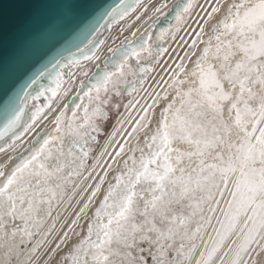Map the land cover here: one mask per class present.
<instances>
[{
  "label": "snow or ice",
  "instance_id": "1",
  "mask_svg": "<svg viewBox=\"0 0 264 264\" xmlns=\"http://www.w3.org/2000/svg\"><path fill=\"white\" fill-rule=\"evenodd\" d=\"M140 3L134 0L107 15L118 13L124 19ZM193 6L194 0L178 6L176 27L162 31L157 40L169 32L175 39ZM167 7L162 4L155 11ZM205 14L203 23L197 21L199 30L193 29L196 39L186 42L190 51L179 57L182 62L175 65L167 83L171 93L153 92L151 103L124 105L140 106L142 114L133 118L131 132H125L138 140L137 145L126 152L129 141L117 142L119 151L105 149L87 169L91 145L103 135L101 124L109 117V100L119 97L123 82L135 75L129 61L139 65L142 56L159 57L167 51L149 47L150 35L135 46L129 41L123 50H112L113 55L120 52L115 71H105L83 93L76 106L82 111L73 110L67 129L61 113L52 134L31 155L20 159L10 174L0 171V264L13 260L38 264V250L56 231L57 221L48 225L43 240L34 238L41 235L56 207L65 203L66 190H79L84 182L98 179L85 189L91 194L51 250L53 255L69 240V233L80 236L75 227L108 176V171L100 175L95 170L113 168L100 163L105 155L114 163L121 158V169L108 181L84 237L62 257L66 264H146L149 258L152 264H264V0H213ZM209 23L211 33L205 40ZM80 51L84 53L83 48ZM83 59L93 56L84 54ZM80 63L69 57L63 67ZM151 71L139 69L141 77ZM53 83L57 88L48 91L56 97L60 73ZM139 84L143 88V79ZM127 91L131 96L136 88ZM157 109H161L158 116ZM41 111L32 114L33 123ZM22 112L5 120L0 139L19 126ZM30 127L25 125L24 131ZM117 132L119 128L109 143ZM22 134L13 138L12 145ZM72 198L67 196L69 204ZM21 247L27 252L23 261Z\"/></svg>",
  "mask_w": 264,
  "mask_h": 264
},
{
  "label": "bare ground",
  "instance_id": "2",
  "mask_svg": "<svg viewBox=\"0 0 264 264\" xmlns=\"http://www.w3.org/2000/svg\"><path fill=\"white\" fill-rule=\"evenodd\" d=\"M175 1L176 0L141 1V3L137 5L135 12H132L130 15L126 16L120 21L118 20L120 19L118 13L114 17L108 16L106 14L99 26L97 34H95L92 39L87 40L82 45L67 49V52H59L57 54V62L59 63H51L50 65L48 64L44 66L42 69L36 70L31 75L29 80H27L22 86L23 91L22 97L18 104V110L23 109L20 120V122L23 123V125L21 124L23 127L21 129L19 128L20 130L16 128L15 130L7 133L3 139H0V148L6 149V151L0 152V171H3L5 175L10 174L12 168L16 166L20 159L26 158L27 156L31 155V152L38 148L40 144L43 143L44 139L48 138L52 134V130L54 128V121L56 119L55 117L57 116V114H51V118L47 120V123H43L40 125V122L43 121L45 114H47L46 109L43 113V106L47 104V101L41 99L40 97H42V95L51 96L48 90L57 88L56 84L53 83L57 73H60L63 82L65 73H68V69L71 68V66L63 67V65L67 63L69 57H71L72 59H79L81 62H83V55L88 54L86 50H89V53H92L93 48L94 51L97 49L100 39L102 37L105 38L104 44L99 49H97L96 54L94 53L93 59L88 61V64L81 66L78 69L79 72L88 71V75L82 76L80 79H78V82L73 87V90L66 96V99L64 101V104H66V109L63 112L65 119V129H67V119L72 116L73 110L75 109L76 111H82V109H77L76 106L82 103L80 97L83 96V93L89 90L90 86L94 84L99 77L103 76L105 71H115V69L113 68V64L117 61L120 52L118 51L115 55H113L112 50H123L124 46L127 45L129 41H132L133 46H135L149 35L151 37L149 39V47L156 50L160 48L165 49L167 39L172 36L171 32H169L167 36L163 37L160 40H157V36L165 29H174L176 27L175 17L172 22L166 27L156 28L155 24L158 18L163 16L167 12V10L171 8L172 4ZM133 2L134 0H115L109 5L107 13L113 8H118L122 11L125 7H127L129 4H132ZM162 4H167L168 7L163 8L160 13H156V8L160 7ZM212 4L213 0H194L193 8L190 10L189 14L185 18L183 25L180 27L178 36L176 37L174 42L173 50L168 51L163 55L162 60L158 66V70L143 85V88L138 87L139 89L136 92V95L133 97L132 102L128 105L136 104L137 101H139L140 105H144L146 102L151 103L152 101L150 99V95L153 92L164 94L165 91H168L169 93H171V89L167 88V83L171 82V78L173 77V74L175 72V65L182 62L179 57H183L185 52L190 51L187 48L186 42L190 43L193 39H196L195 35L193 34V29L199 30L197 21L203 23V19H207L205 10H210ZM137 16L140 17L138 20L135 19ZM115 22L116 25H114ZM110 26H113V29L109 33V35L106 36L105 34ZM210 33L211 23L205 25V40H207L208 35ZM89 41H92V43L89 44ZM93 42H95V45H93ZM81 48L84 49V53H81ZM143 57L147 56L145 55L142 56V58ZM155 58L156 57H147L146 61L141 62L139 65H137L135 60L129 61V66L133 69V72L135 73V75H130L133 78H141L139 69L150 68L152 60H154ZM105 59L108 60L104 61ZM183 63L191 67L190 61L184 60ZM131 81L132 82L124 85V87L121 89L125 90L126 87H128L127 89L131 87H136V84L138 83L136 82L135 85H133L134 80ZM65 90L67 89L65 88ZM61 93L59 95L60 98L62 97ZM85 100L83 101L84 103ZM38 109H42V111L37 117L36 121L33 123L32 114ZM160 110L161 109H157V116L159 115ZM139 114H142L140 112L139 105H137V107L135 108L129 107L127 109H124L123 113L119 116L118 120L110 130L96 158L100 156V154L104 152L105 149H107L108 153H114L116 151H119V146L117 142L123 143L126 140L129 141V143L125 145L126 152L133 145H137L138 140H133L131 137L126 135L125 132H131V129L135 126L132 120L133 118H136ZM80 119L82 118H78V122ZM28 124H31V127L30 129H28L29 132L27 134L33 131L32 136L30 137L27 143L20 147L19 150L14 151L12 148L13 145L11 143L13 138L16 135L23 133L25 125ZM117 128H119V132L115 134L114 139L111 141V143H109V138L113 135L114 131ZM69 139V137H65L66 143ZM140 143H142V140L140 141ZM9 145H11V147ZM178 147H180L181 150H184V146L178 145ZM96 158L93 160L92 165L88 167L89 171L92 169L93 164L96 162ZM117 160L119 161V163H114L108 155H105L101 159L100 163L102 165L105 162L113 165V168L111 170H108L103 167H97L95 170V173H99L100 175H103L104 171H108V176L105 178L106 182L101 186L102 192L101 194H98L96 198H94L92 205L87 211V215L81 217L78 225L75 227L74 231L79 232L80 236H75L73 233H69V240L61 246V249L58 250L55 255H53L51 250L55 248V245L57 243H59V238L63 236V233L65 231L68 230V226H70L72 220L76 218L75 214L79 211L81 207H83V204L87 202V197L91 194L90 190H85L87 189L88 184H92L94 186L96 183H99V180L90 179L89 181L84 182L83 184H81V188L78 190L70 204L65 202L59 204V206L56 207L55 211L52 214V219L48 220L47 224L44 227V230L41 232V235L35 238L36 240H43V232L47 231L48 225L52 223L53 219L57 221L56 231L52 232V234L47 238L48 242L52 240L53 242L47 252L38 261V264H45V262L48 261V256L50 255H53V259L51 261H48V264H66V261H64L62 257L68 256L71 253L72 248L76 244H78L80 239L84 237V235L86 234L87 222L92 217V214L96 210V208L99 207V203L103 199L102 193L108 187V181H111L112 178L116 174H118L121 169L123 160L121 158H117ZM95 173L93 174L94 176ZM85 175H87V171ZM78 201L79 203H77ZM23 253L24 255L20 257L21 261L27 259L26 250ZM2 257L3 251L0 250V258ZM12 264H17V261Z\"/></svg>",
  "mask_w": 264,
  "mask_h": 264
},
{
  "label": "water",
  "instance_id": "3",
  "mask_svg": "<svg viewBox=\"0 0 264 264\" xmlns=\"http://www.w3.org/2000/svg\"><path fill=\"white\" fill-rule=\"evenodd\" d=\"M114 1L0 0V129L18 111L22 86L31 75L56 63L59 52L92 39ZM183 3L176 0L156 28L168 26Z\"/></svg>",
  "mask_w": 264,
  "mask_h": 264
},
{
  "label": "rangeland",
  "instance_id": "4",
  "mask_svg": "<svg viewBox=\"0 0 264 264\" xmlns=\"http://www.w3.org/2000/svg\"><path fill=\"white\" fill-rule=\"evenodd\" d=\"M141 1H144V0H141ZM118 20L120 21L121 19H118ZM114 25H116V22H115ZM113 26H110L107 29V32L105 34L106 36L109 35V33L112 31ZM178 33H179V31L176 33L175 39L178 36ZM106 36H104V37H106ZM104 39L105 38H103V37L100 39L99 44L97 46V49H99L104 44ZM175 39H173L172 36L167 39V42H166V45H165V49H167L166 52L173 50ZM97 49L94 51L95 54H96ZM87 55H90V56L94 57L93 52L90 53V54H87ZM163 55H161L159 57H156L154 60H152V63L150 65V68L152 69V71L146 73L143 77L137 79V78H133L131 75H129L126 78V80L123 82L124 85L129 84L130 82H132L131 80H135L138 83V84H136V87H135L136 91L133 93V95L129 96L128 95V91L125 92L124 90L120 89L119 90L120 91V96L119 97H116V96H112L111 97V99L109 100L110 107L108 109H106V111H108V113H109V117H108V119L106 121L102 122V124H101V131L103 132V135L102 136H97L96 137V142L93 145H91V149H90V157L91 158L89 159V161L87 163V169H88V167H90L92 165L93 160L96 158L98 152L101 150V148L103 146V143L106 140L110 130L112 129V127L114 126V124L118 120L119 116L123 113V111L125 109L124 105H128L129 103L132 102L133 97L136 95V92L139 89L138 87H141L140 84H139V81L141 79H143L144 84H145L150 79V77L153 76V74L158 70V66H159V64H160V62L162 60ZM146 59H147V57L141 58V62L146 61ZM88 61H90V60H84L79 65L71 66V68H69L70 70L68 69V73L67 72L65 73V76H64L63 82L61 83L60 88L57 89V96L56 97H52V95L51 96L42 95V97H40L41 99H44L45 101H47V104H45V103L44 104L48 105V107H45V105L43 106V113L45 112L44 110L46 109L47 110V114H45L43 121L40 122V125L43 124V123L46 124L47 120L51 118V114H53V113L55 114L56 113L57 116H59L61 113L64 112V110L66 109V104H64L66 96L68 95V93H70L73 90V87L78 82V79H80L82 76H85L84 75L85 72H79L78 69H79V67L88 64ZM69 73H72V75L70 76ZM86 73H88V71ZM65 88L67 90H65ZM60 93L62 94L61 98L59 97ZM63 93H64V95H63ZM102 95H103V93H102ZM48 97H50V98H48ZM86 102H87V98L85 100V103ZM112 105L115 106V111L112 110V107H111ZM61 106H62V108H61ZM21 124L23 125V123L20 122L19 127H17L18 129L19 128L21 129L23 127ZM28 132H29V130L28 131H23V134L20 136V139L17 140L16 143L12 147L14 151L19 150L22 145H24L25 143H27L29 141L30 137L32 136L33 131H31L29 134H27ZM76 182L79 183L80 181L77 180ZM77 192H78L77 189L66 190V200H65V202L68 203L67 196H72L74 198V196L76 195ZM73 193H75V195H73ZM73 198H72V200H73ZM64 223H65V221H64ZM52 242H53V240L48 242V243H46L43 248L38 250L39 254H40V259L47 252V250L50 248ZM21 250H22V253L25 251V249L23 247L21 248ZM15 261L16 260H13L12 263H14ZM146 264H152V261H151L150 258L146 260Z\"/></svg>",
  "mask_w": 264,
  "mask_h": 264
}]
</instances>
